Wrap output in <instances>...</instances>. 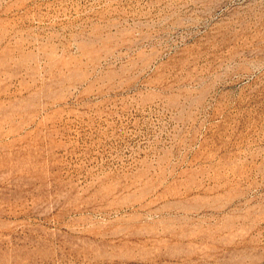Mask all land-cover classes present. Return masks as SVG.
Returning a JSON list of instances; mask_svg holds the SVG:
<instances>
[{"label": "rangeland", "instance_id": "rangeland-1", "mask_svg": "<svg viewBox=\"0 0 264 264\" xmlns=\"http://www.w3.org/2000/svg\"><path fill=\"white\" fill-rule=\"evenodd\" d=\"M0 264H264V0H0Z\"/></svg>", "mask_w": 264, "mask_h": 264}]
</instances>
